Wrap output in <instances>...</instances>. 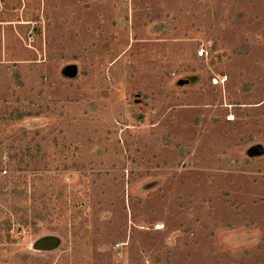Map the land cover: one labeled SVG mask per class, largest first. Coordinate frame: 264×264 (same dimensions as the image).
<instances>
[{"label":"rangeland","instance_id":"rangeland-1","mask_svg":"<svg viewBox=\"0 0 264 264\" xmlns=\"http://www.w3.org/2000/svg\"><path fill=\"white\" fill-rule=\"evenodd\" d=\"M0 264H264V0H0Z\"/></svg>","mask_w":264,"mask_h":264}]
</instances>
